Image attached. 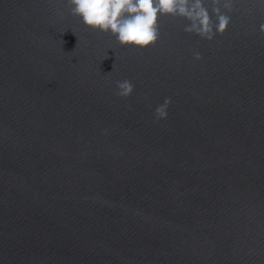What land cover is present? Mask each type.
<instances>
[{
    "label": "water",
    "instance_id": "obj_1",
    "mask_svg": "<svg viewBox=\"0 0 264 264\" xmlns=\"http://www.w3.org/2000/svg\"><path fill=\"white\" fill-rule=\"evenodd\" d=\"M236 9L141 50L0 0V264H264V0Z\"/></svg>",
    "mask_w": 264,
    "mask_h": 264
},
{
    "label": "clouds",
    "instance_id": "obj_2",
    "mask_svg": "<svg viewBox=\"0 0 264 264\" xmlns=\"http://www.w3.org/2000/svg\"><path fill=\"white\" fill-rule=\"evenodd\" d=\"M236 4L237 0H67L69 13L86 28L111 34L121 47L141 50L159 41L161 16L187 21L185 33L210 42L226 32ZM259 32L264 36V24L259 26ZM194 59H201L199 52L194 53ZM116 88L121 99L129 98L134 91L129 80L117 81ZM170 104L166 98L155 109L157 121L167 119Z\"/></svg>",
    "mask_w": 264,
    "mask_h": 264
}]
</instances>
